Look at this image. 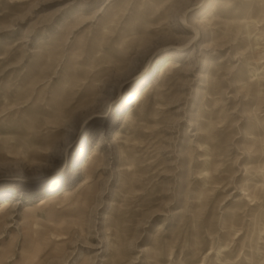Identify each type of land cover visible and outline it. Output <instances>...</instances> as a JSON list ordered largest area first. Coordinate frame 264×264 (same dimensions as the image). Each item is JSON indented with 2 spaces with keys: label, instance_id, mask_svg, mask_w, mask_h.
<instances>
[{
  "label": "rangeland",
  "instance_id": "1",
  "mask_svg": "<svg viewBox=\"0 0 264 264\" xmlns=\"http://www.w3.org/2000/svg\"><path fill=\"white\" fill-rule=\"evenodd\" d=\"M263 77L264 0H0V264H264Z\"/></svg>",
  "mask_w": 264,
  "mask_h": 264
},
{
  "label": "bare ground",
  "instance_id": "2",
  "mask_svg": "<svg viewBox=\"0 0 264 264\" xmlns=\"http://www.w3.org/2000/svg\"><path fill=\"white\" fill-rule=\"evenodd\" d=\"M241 21H243V20H241ZM246 25L247 26L249 25L248 24V21H247V24ZM171 65H172V62L171 63H164L161 67H159L158 68V71L160 72V75H163L165 72H167L166 70H169L170 67H171ZM256 75L258 76L259 73L255 71L253 73V76H256ZM247 83H250V82H247ZM146 90L147 89H146L145 86L136 88L135 90H133L131 92L129 101L131 103L132 102H138V101H140L144 97ZM132 113H133L132 109L129 108L128 109V114H131V116H132ZM121 123L123 124V122H121ZM211 126L206 127V130L207 131H206V133H204L205 134L204 136L201 135V141L202 142L199 144V151H201V152L198 153L199 160L198 159L195 160L196 161L195 162V168L196 169H195V171H193L194 174H197L198 175L197 179L195 180V184H194L196 187L199 186L200 184H201V186L205 187L207 184H210L212 182L211 181V179L213 177L212 176V172L215 170V166H216V163H217V155H215V154H213L211 152V147H209L210 145H208L212 141L211 140L212 139V136L210 134L211 133L210 132V130H211L210 127ZM259 127H261L262 128L261 130L264 131V125H262V124L259 123L258 129L260 131V128ZM117 134L118 133L116 132L115 133V137H117ZM257 141H259L261 144L264 143V139H262V138L261 139H257V136H256V138L253 139V143L255 144ZM82 162L84 163V161H81V162H79V164H81ZM83 163H82V166H83ZM79 164H77V165H79ZM192 169H193V167H192ZM192 169H191V172H192ZM138 172H139V170L136 168V169H134V170H132L130 172V175L133 176L134 174H137ZM261 175L264 176V174H261ZM41 179L42 178H36V177L30 178L29 177L26 180L29 183H36V182H38ZM247 190L249 191V189H247ZM247 196L250 197L252 201L255 200V199H257V198H259L257 192L254 191V190L250 191V193H248ZM10 204H11V198H8V197L3 198V201L0 204V210H5V209L9 208L10 207Z\"/></svg>",
  "mask_w": 264,
  "mask_h": 264
}]
</instances>
